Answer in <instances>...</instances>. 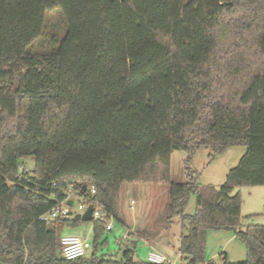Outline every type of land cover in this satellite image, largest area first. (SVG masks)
I'll use <instances>...</instances> for the list:
<instances>
[{
    "label": "trees",
    "instance_id": "16d2710c",
    "mask_svg": "<svg viewBox=\"0 0 264 264\" xmlns=\"http://www.w3.org/2000/svg\"><path fill=\"white\" fill-rule=\"evenodd\" d=\"M53 11L65 32L36 52ZM233 147L246 153L226 182L201 185L195 153L213 161ZM175 152L187 155L185 183L172 180ZM133 183L170 186L184 264H217L206 262L210 230L247 247L245 262L222 264H264V226L243 230L235 193L264 186V0H0V264H152L135 248L98 256ZM91 186L108 216L92 221L91 256L67 261L57 224L82 216L41 217Z\"/></svg>",
    "mask_w": 264,
    "mask_h": 264
},
{
    "label": "rangeland",
    "instance_id": "374dc122",
    "mask_svg": "<svg viewBox=\"0 0 264 264\" xmlns=\"http://www.w3.org/2000/svg\"><path fill=\"white\" fill-rule=\"evenodd\" d=\"M47 29L43 39L35 44V51L42 53L49 49L53 37H61L65 32V23L57 11L49 12L46 17ZM244 147H233L224 155L211 161L210 151H198L192 160V168L200 174L199 183L203 186L221 187L229 171L235 168L245 155ZM184 152H175L172 156L171 175L175 183L187 182L185 173ZM34 161L28 159L24 170H31ZM170 186L166 184H124L121 189L119 218H112L114 229L105 232L100 243L106 242L98 251V256L120 260L126 245L133 242L136 247L135 258L146 262L148 253L156 252L166 257L169 264H184L178 251L180 236L183 233V222L175 218L167 221L170 203ZM242 196V228L249 225L264 226V186L242 187L235 191ZM134 201V203L132 202ZM131 202L134 204L131 209ZM73 212L77 211L79 199L73 196ZM196 199L192 197L187 208L190 215L196 212ZM58 245L61 238L68 234L89 232L87 239L94 242V222H79L69 226L64 222L57 224ZM138 234V235H137ZM145 235V240L140 238ZM129 239V242H128ZM149 241L151 244H147ZM92 251L87 257H90ZM62 257V254L59 252ZM229 263H243L247 259V247L234 231L210 230L207 233L206 262L222 264L224 258Z\"/></svg>",
    "mask_w": 264,
    "mask_h": 264
},
{
    "label": "built area",
    "instance_id": "2783aa9c",
    "mask_svg": "<svg viewBox=\"0 0 264 264\" xmlns=\"http://www.w3.org/2000/svg\"><path fill=\"white\" fill-rule=\"evenodd\" d=\"M24 169L21 168L20 172ZM96 194L94 186L90 187V192L86 196L73 195L72 190L69 192L67 199L55 206L52 210L47 212L41 217V221L46 223H53L57 220H74L78 216H83V214L90 208H93V220L104 219L108 216L106 208L96 203L93 200V196ZM73 196L79 199V204L77 211L73 212L74 207ZM72 202V206L69 203ZM114 226L112 222H108L105 226L106 232H112ZM61 254L62 257L67 261H74L80 258H85L93 249V244L86 238L80 236H64L61 238ZM147 261L152 264H165L167 259L165 256L158 254L156 252H151L148 255Z\"/></svg>",
    "mask_w": 264,
    "mask_h": 264
},
{
    "label": "crops",
    "instance_id": "0c3cea01",
    "mask_svg": "<svg viewBox=\"0 0 264 264\" xmlns=\"http://www.w3.org/2000/svg\"><path fill=\"white\" fill-rule=\"evenodd\" d=\"M197 153V152H196ZM195 153V154H196ZM195 156V155H194ZM193 156V157H194ZM209 157H210V155H209ZM195 170V169H194ZM195 171H197V170H195ZM198 172V171H197ZM133 203H134V201H132ZM131 202V209H132V206L134 205L133 203ZM188 214V213H187ZM188 215H190V214H188ZM83 234H86V239H87V237H88V235H89V232H86V231H84L82 234H81V236L80 237H83ZM69 236H79V235H77V234H68ZM68 235H63L62 237H64V236H68ZM138 235V234H137ZM140 238H142V239H144L145 240V235H141L140 236ZM128 242H129V239H128ZM146 242H147V244H151L149 241H147L146 240ZM133 248H135V251H136V247H135V245H134V243L133 242H129V244L128 245H126V247H125V250H124V252L126 251V250H130V249H133ZM124 252L122 253V257H123V254H124ZM148 255H149V253H148ZM121 257V258H122ZM136 259V258H135ZM138 261V260H137Z\"/></svg>",
    "mask_w": 264,
    "mask_h": 264
},
{
    "label": "water",
    "instance_id": "95a60500",
    "mask_svg": "<svg viewBox=\"0 0 264 264\" xmlns=\"http://www.w3.org/2000/svg\"><path fill=\"white\" fill-rule=\"evenodd\" d=\"M87 190V186L85 185L83 187V192ZM72 202L69 203V206H72ZM82 221L83 222H92L93 221V208L90 207L82 216ZM86 237V234H83V238Z\"/></svg>",
    "mask_w": 264,
    "mask_h": 264
}]
</instances>
